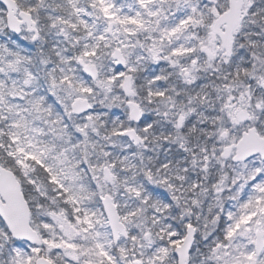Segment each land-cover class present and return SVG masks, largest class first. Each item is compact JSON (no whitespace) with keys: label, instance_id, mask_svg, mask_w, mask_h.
I'll list each match as a JSON object with an SVG mask.
<instances>
[{"label":"snow or ice","instance_id":"6c2138e0","mask_svg":"<svg viewBox=\"0 0 264 264\" xmlns=\"http://www.w3.org/2000/svg\"><path fill=\"white\" fill-rule=\"evenodd\" d=\"M0 264H264V0H0Z\"/></svg>","mask_w":264,"mask_h":264}]
</instances>
